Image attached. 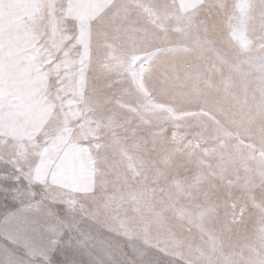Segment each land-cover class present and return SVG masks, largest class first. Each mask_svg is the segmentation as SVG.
Here are the masks:
<instances>
[{"label":"clouds","instance_id":"obj_1","mask_svg":"<svg viewBox=\"0 0 264 264\" xmlns=\"http://www.w3.org/2000/svg\"><path fill=\"white\" fill-rule=\"evenodd\" d=\"M146 116L168 165L131 174L118 146ZM76 151L94 160L83 189L61 174ZM262 153L264 0H101L86 21L40 0L0 26V264H264ZM175 159L193 180L169 175Z\"/></svg>","mask_w":264,"mask_h":264},{"label":"rangeland","instance_id":"obj_2","mask_svg":"<svg viewBox=\"0 0 264 264\" xmlns=\"http://www.w3.org/2000/svg\"><path fill=\"white\" fill-rule=\"evenodd\" d=\"M40 0H0V26H3L5 23L10 24L12 26H18L23 21L28 19L29 14V6L38 4ZM101 2V0H73V3L76 5L77 15L82 20H87L92 14L96 6ZM140 3L147 4L149 0H139ZM167 2L171 3L172 0H167ZM177 3H183L186 5L195 6L202 5L205 3H220V0H176ZM241 4L246 3V0H239ZM7 4L9 7L6 10L4 5ZM82 40L86 44H90V35L87 31L82 33ZM145 95H147V90L143 89ZM122 110L125 114H135L138 109L132 105H122ZM151 107L155 112H164L166 111L171 119L176 121H181L185 119L187 116L191 115V113H177L172 109L168 108L167 105L156 104L151 102ZM140 117H136V120L128 122L125 124L126 131L123 132L124 138L128 141V145H132L133 141H139L138 144L134 146H118V150L120 151L121 156L125 162L126 169L131 174H136L139 169L143 166L145 161H147L150 165H154L156 168L164 169L168 165V160L166 157H163V150L161 148H151V145H144L143 141L148 140L151 134L150 129V118L145 117V119L149 120V123L139 124ZM143 145V147H141ZM199 148V145H196ZM144 149H148L144 151ZM85 152L88 151L87 148L84 149ZM205 157H207V149L203 150ZM261 155H264L262 153ZM63 167L61 168V174L67 172L68 174H74L79 178L80 184L79 187L83 189L84 186L89 185L94 182L95 178V168H94V160H90L87 163L81 158L79 151L70 152L66 154L62 160ZM210 161L206 158L203 161L205 167L209 165ZM39 171L46 174L47 166H42ZM169 175L174 176L176 179V183L178 185L182 184L185 181H191L194 179V166H189L182 159H175L171 163V167L168 169ZM43 177H38V179H42ZM74 188L77 186H73ZM131 199H136L137 194L132 193L130 195ZM227 199V197H225ZM5 201L0 199V206H3ZM188 211L186 208H182L179 205L174 209L175 217L180 218L184 216V214ZM229 213L239 212V206L233 208L231 205L228 208ZM187 230V229H185ZM59 258V256H57Z\"/></svg>","mask_w":264,"mask_h":264},{"label":"snow or ice","instance_id":"obj_3","mask_svg":"<svg viewBox=\"0 0 264 264\" xmlns=\"http://www.w3.org/2000/svg\"><path fill=\"white\" fill-rule=\"evenodd\" d=\"M57 260H59V258H57ZM60 264H68V262L67 261H62V262H60Z\"/></svg>","mask_w":264,"mask_h":264}]
</instances>
